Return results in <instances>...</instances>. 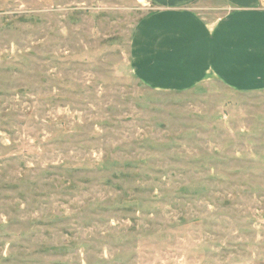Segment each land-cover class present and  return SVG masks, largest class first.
<instances>
[{
  "label": "rangeland",
  "instance_id": "obj_1",
  "mask_svg": "<svg viewBox=\"0 0 264 264\" xmlns=\"http://www.w3.org/2000/svg\"><path fill=\"white\" fill-rule=\"evenodd\" d=\"M198 12L0 0V264H264V62Z\"/></svg>",
  "mask_w": 264,
  "mask_h": 264
},
{
  "label": "crops",
  "instance_id": "obj_2",
  "mask_svg": "<svg viewBox=\"0 0 264 264\" xmlns=\"http://www.w3.org/2000/svg\"><path fill=\"white\" fill-rule=\"evenodd\" d=\"M143 1L155 4L160 10L187 12L183 13V16L191 17L194 20L200 19L194 16V13L203 14L198 11H209L207 14L214 16L222 12L224 17L221 19V24L212 20L208 22V15L202 19L206 22L205 27L216 25L214 29H217L212 39L213 52L216 55L211 63L223 61L243 63L248 60L249 56H253L254 60L258 62H264V0ZM203 36L204 40L208 38L206 34ZM254 55L260 57H254Z\"/></svg>",
  "mask_w": 264,
  "mask_h": 264
}]
</instances>
